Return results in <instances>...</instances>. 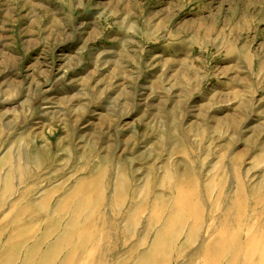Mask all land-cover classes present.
Masks as SVG:
<instances>
[{
    "label": "rangeland",
    "instance_id": "1",
    "mask_svg": "<svg viewBox=\"0 0 264 264\" xmlns=\"http://www.w3.org/2000/svg\"><path fill=\"white\" fill-rule=\"evenodd\" d=\"M0 264H264V0H0Z\"/></svg>",
    "mask_w": 264,
    "mask_h": 264
},
{
    "label": "bare ground",
    "instance_id": "2",
    "mask_svg": "<svg viewBox=\"0 0 264 264\" xmlns=\"http://www.w3.org/2000/svg\"><path fill=\"white\" fill-rule=\"evenodd\" d=\"M182 201V202H181ZM180 202H181V204L184 206V204H186L187 203V197L184 195V194H181L180 195ZM90 222V221H89ZM69 224V223H68ZM88 224V223H87ZM86 227V226H85ZM71 231V230H70ZM247 243H248V241H247ZM226 251V250H225ZM226 254V253H225ZM142 256H143V254H142ZM235 257V256H234ZM251 257V256H250ZM8 262V261H7ZM247 262V261H246Z\"/></svg>",
    "mask_w": 264,
    "mask_h": 264
}]
</instances>
